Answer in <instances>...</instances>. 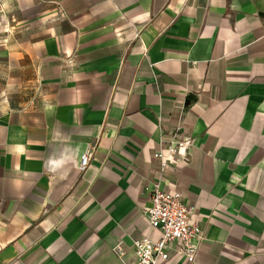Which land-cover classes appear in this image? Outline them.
<instances>
[{
  "label": "crops",
  "instance_id": "1",
  "mask_svg": "<svg viewBox=\"0 0 264 264\" xmlns=\"http://www.w3.org/2000/svg\"><path fill=\"white\" fill-rule=\"evenodd\" d=\"M155 184L204 235L158 264H264V0H0V264H137Z\"/></svg>",
  "mask_w": 264,
  "mask_h": 264
},
{
  "label": "built area",
  "instance_id": "2",
  "mask_svg": "<svg viewBox=\"0 0 264 264\" xmlns=\"http://www.w3.org/2000/svg\"><path fill=\"white\" fill-rule=\"evenodd\" d=\"M193 145L192 137L183 131H177L171 141L160 147L154 157L160 161L162 170L178 163L179 158L187 159ZM90 159V152L82 154L80 170H85ZM151 205L147 209L149 223L160 231V237L140 236L133 241L137 264H158L159 259L167 260L173 254L195 261L198 246L203 239L200 224L193 219L195 205L183 202L179 191H168L155 184L150 192ZM115 251L122 258L125 249L119 242Z\"/></svg>",
  "mask_w": 264,
  "mask_h": 264
}]
</instances>
